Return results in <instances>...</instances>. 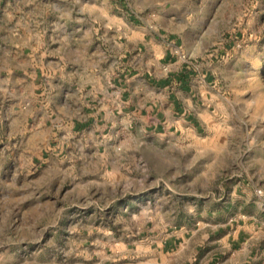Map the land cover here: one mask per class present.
Segmentation results:
<instances>
[{
	"label": "rangeland",
	"instance_id": "obj_1",
	"mask_svg": "<svg viewBox=\"0 0 264 264\" xmlns=\"http://www.w3.org/2000/svg\"><path fill=\"white\" fill-rule=\"evenodd\" d=\"M133 1L0 0V264H179L178 251L154 252L169 232L202 240L207 210L237 183L264 196V0H206L213 46L231 43L200 133L68 151L65 62L104 53L97 32L116 17L120 35ZM202 5L191 0L192 15Z\"/></svg>",
	"mask_w": 264,
	"mask_h": 264
},
{
	"label": "crops",
	"instance_id": "obj_2",
	"mask_svg": "<svg viewBox=\"0 0 264 264\" xmlns=\"http://www.w3.org/2000/svg\"><path fill=\"white\" fill-rule=\"evenodd\" d=\"M205 6L203 0L202 11L192 15L191 0H135L120 35L111 16L109 32H97L109 41L104 53L98 44L84 64L65 62L71 81L59 98L69 123V152H107L121 134L175 139L200 133L195 130L207 125L231 43L213 46ZM80 70L86 75L78 83L73 79ZM257 189L253 182L237 183L207 210L197 228L202 240L193 239L194 230L186 240L181 227L158 241L154 252L168 259L178 251L179 264L190 247L197 264H264V196Z\"/></svg>",
	"mask_w": 264,
	"mask_h": 264
},
{
	"label": "built area",
	"instance_id": "obj_3",
	"mask_svg": "<svg viewBox=\"0 0 264 264\" xmlns=\"http://www.w3.org/2000/svg\"><path fill=\"white\" fill-rule=\"evenodd\" d=\"M259 192H262V190H259Z\"/></svg>",
	"mask_w": 264,
	"mask_h": 264
}]
</instances>
